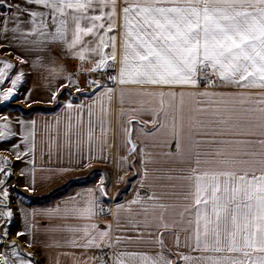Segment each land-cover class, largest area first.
<instances>
[{"label": "snow or ice", "instance_id": "1", "mask_svg": "<svg viewBox=\"0 0 264 264\" xmlns=\"http://www.w3.org/2000/svg\"><path fill=\"white\" fill-rule=\"evenodd\" d=\"M119 4L124 6L118 11ZM117 19L120 21L119 35ZM89 36L92 37L91 41L84 39ZM56 42L66 50L76 52L81 62L98 57L91 72L115 70L118 63V73L108 75L107 79L113 85L120 86V96L125 95V86H136L135 95L152 98L158 103V107L147 109L148 114L155 117L157 113H163L154 132L144 134L151 136L163 131L175 143L176 151L170 155L177 156L182 163L194 160L196 165L191 169V176L167 177L169 180L180 178L192 182L191 190L185 195V199L191 198L192 204L185 205L176 213L179 221L166 219L167 206L155 203L160 197L152 192L138 193L137 198L128 202L127 206L117 205L113 212L117 223L119 212L132 213L135 205L138 206L135 215L145 218L134 224L137 238H143L144 234L139 231L142 227H164L177 231L179 242V232L189 231L182 225L193 223L189 217L194 212V235L186 239L185 247L189 253L204 251L218 255H184V264H264V0H24L23 5L9 2L7 9L0 2V49L33 46L43 50ZM106 48L110 51L105 52ZM20 62L27 63L23 58H20ZM0 64L3 65L0 67V91L6 83H11L7 92L0 94V107H3L10 101L14 102L23 75L13 76L14 66L6 61H0ZM56 71L53 69V72ZM66 79L69 83L63 87L74 86L71 77ZM89 87L93 89L90 99L97 96L98 89L101 90V112L106 117L116 88L95 82L90 83ZM217 88L236 91L229 94L215 91ZM76 91H80L79 87H76ZM58 94L59 90L52 93L53 101ZM95 103L93 99L88 110L89 129L95 126L92 120V106ZM143 103L141 101V112L145 111ZM73 107L72 103L65 105L69 120L66 135L71 131ZM75 108L78 112L83 111V105H75ZM186 108L205 117L198 121V128H193L190 123L187 133L184 129ZM170 112L172 126L169 128ZM152 122L155 123V120ZM32 124L34 126L35 122ZM211 125H222L229 132L253 137L257 135L253 129H258L261 138L191 139L193 134H220ZM99 126L102 132L107 131L104 120ZM132 127L130 125L128 129L129 144ZM186 134L189 137L187 146L184 141ZM29 135L34 137V128ZM15 136L8 123L0 125V144L9 143ZM22 140L27 143L28 136ZM91 140L89 136L90 145ZM204 145L237 147L235 151H221L219 148L209 152L197 150ZM12 147L18 149L19 144ZM136 151V145H131L129 155ZM139 151L142 167L153 162L143 148ZM23 155H28V152ZM208 156L217 159L210 161L206 159ZM16 158H21L19 152ZM123 163H127V158ZM202 163L216 164L217 167L202 169ZM0 164L4 165L0 167L2 205L9 197L6 185L12 173L6 160L0 161ZM147 178L145 168L140 180L141 188L145 186ZM99 192L101 195L106 192L103 180ZM87 195L88 198L82 201L70 197L63 207L57 205L41 215L50 221L95 219L104 213V209L99 207L94 193ZM157 209H160L158 216ZM4 216L7 217V225L12 218L11 210L5 211L0 218ZM150 216L154 221L151 224L148 223ZM58 228L54 224L49 226L51 231ZM62 230L82 234L78 238L73 236L69 241L71 247L101 253L94 264H108V260L113 258L103 255L105 249L123 243L120 237L112 241L110 230L99 229L96 225L64 226ZM9 231L6 227L0 242L5 241ZM23 235V232L17 233L18 237ZM80 240L84 242L80 243ZM159 243L162 246V240ZM2 247L4 243H0ZM9 250L11 255L8 254ZM224 252L229 255H219ZM134 255L139 254L120 252L113 264H125L123 257ZM141 259L143 264H170V257L163 255L155 259L142 255ZM0 264L35 262L23 256L16 245H8L5 251H0Z\"/></svg>", "mask_w": 264, "mask_h": 264}, {"label": "crops", "instance_id": "2", "mask_svg": "<svg viewBox=\"0 0 264 264\" xmlns=\"http://www.w3.org/2000/svg\"><path fill=\"white\" fill-rule=\"evenodd\" d=\"M5 4L9 2L24 4V0H0ZM25 7H35L24 5ZM124 5H118V11ZM106 23V21H105ZM119 19H117V35H119ZM102 34V33H101ZM107 38V37H106ZM85 40H92V37H85ZM109 52L110 49H104ZM119 51V43H118ZM11 53V54H9ZM23 58L27 63H21ZM98 57L93 56L90 61L81 62L77 58V53L66 50L59 42L50 43L43 50L29 46L28 48L11 47L0 49V61H6L14 66L12 75H23V82L18 85L16 98L0 107V125L8 123L11 131L16 136L9 143L0 144V161H7L8 168H14V176L7 181L9 197L5 200L10 205H0V215L11 210V221L1 226L3 219L0 218V236L4 235L7 227L10 229L7 237L16 239L14 245L25 257H30L36 261L34 256L24 252L18 246L34 249L41 264H94V260L101 253L98 251L77 249L70 246L69 241L75 235L77 238L81 233H71L62 230L64 226L80 227L83 225H96L99 229H109L111 240L115 241L120 237L123 243L115 248L105 249L103 255L113 259L108 260V264H113L114 258L120 253H135L139 255L124 256L125 264H143L141 256L151 258L170 257V264H184L182 256H215L216 253H205L204 251L189 253L185 247L188 237L194 235L195 214L189 217L193 220L191 225L185 223L182 227L189 231L179 232V242H177V231L165 229L164 227L140 228L143 238L136 236L137 229L134 224L144 221V217L135 215L134 211L127 213L120 211L118 214L119 223L113 216L117 205L127 206L128 202L137 198L138 193L155 192L160 199L155 203L167 206L166 219L179 221L180 217L176 213L185 205H191V198L185 199V195L191 190L192 182L186 179H167L172 177L191 176V169L196 167L194 160L191 163L180 162V159L170 153H175V143L170 137L164 135L163 131L156 135H145L152 133L160 123L162 112L155 117L148 114L149 107H158V103L152 98L135 95L136 86H125L123 97L120 96V86L107 85L116 88L111 103L108 106V115L105 117L101 112L100 91L97 96L91 97L93 89L89 87L92 82L102 83L103 79L99 72H91L95 67ZM119 59V57H118ZM111 63V61H109ZM3 65L0 64V67ZM119 64L116 69H106L112 75L118 73ZM53 69L57 70L53 72ZM71 77L74 86L63 87L68 84ZM11 87L8 82L3 86L0 94L7 92ZM79 87L80 91H76ZM59 90L56 100L53 101L52 93ZM203 90V89H201ZM179 92V89H176ZM217 92L234 93L232 88H217ZM93 99L96 100L92 106V120L95 126L89 129V106ZM107 99L106 97L104 98ZM143 101L145 111H139ZM179 97L176 98L178 103ZM72 103L71 110V131L69 135L68 111L65 105ZM75 105H83V111L78 112ZM190 107V105H189ZM123 113V116H122ZM7 117V120H5ZM205 119L204 116L188 111L186 108L184 129L187 133L189 125L198 128V121ZM82 120V123H81ZM105 121L106 132H102L100 122ZM155 120V123L152 121ZM35 122L34 126L32 122ZM57 121L59 122L57 126ZM167 127L172 126V113H169ZM132 125L131 142L136 145L137 151L129 155L130 145L127 142L129 136V126ZM220 134L217 135H195L193 140H237V139H260L259 130L253 129L256 136L240 135L238 132H229L222 125H211ZM34 128V137L29 135ZM143 131H140V130ZM28 136L27 143L22 138ZM91 136V145L89 144ZM189 137H184L185 145ZM106 141V142H105ZM19 144L18 149L12 145ZM34 145V146H33ZM195 147V146H194ZM235 145H204L197 150L209 152L219 148L221 151H235ZM143 148L145 153L152 159L142 167L139 149ZM21 154V158H16V153ZM28 152V155H23ZM88 157H96L88 159ZM124 158L127 163L124 164ZM257 159L259 157H256ZM206 159L212 161L217 159L208 156ZM222 159V157L220 158ZM133 161L135 163L133 164ZM122 165V166H121ZM0 164V167H3ZM202 169H213L216 164H201ZM145 168L148 178L145 186L140 187V180L143 178ZM129 169H131L129 171ZM67 170V171H65ZM182 170V171H181ZM23 172V175L21 173ZM106 185V192L101 195L99 188ZM3 186H0L2 189ZM92 192L100 203L110 206L109 215L99 214L92 220L80 219H58L50 221L41 215L46 210L55 208L57 205L63 207L70 197H77L81 201L88 198V193ZM77 194H81L77 196ZM2 195V190H0ZM151 204L152 202H146ZM160 209L156 210L157 216ZM153 218L148 217V223H153ZM57 225L55 231L49 230L50 225ZM23 232L25 235L18 237L17 233ZM154 233L149 236L148 233ZM130 238V239H129ZM162 240V246L159 241ZM80 240V243H83ZM1 243V242H0ZM31 245V247H29ZM1 251V248H0ZM11 255V251H8ZM227 256L229 253L224 252Z\"/></svg>", "mask_w": 264, "mask_h": 264}, {"label": "built area", "instance_id": "3", "mask_svg": "<svg viewBox=\"0 0 264 264\" xmlns=\"http://www.w3.org/2000/svg\"><path fill=\"white\" fill-rule=\"evenodd\" d=\"M98 75H101L102 76V79H103V84L105 85H113L111 81H109L107 79V76L108 75H112L110 71H102V72H99L97 73ZM8 170L12 173L11 177L14 176V168L12 166H10L8 168ZM4 205H10V202L9 201H6L4 202ZM99 207H102L104 209V215H109L111 211V208L108 204L106 203H100L99 204ZM5 219L2 220L1 222V226H3L5 224ZM15 242H17L16 239H13V238H9V237H6L5 238V241L4 242H1V243H4V247L1 248V251H5L7 249V246L8 245H14ZM18 246L21 248L22 251H24L25 253L28 252L29 254H31L32 256H34V259L36 261V264H41L40 261H39V257L36 256V252L34 249H31V248H25L24 246L22 247L20 244H18Z\"/></svg>", "mask_w": 264, "mask_h": 264}, {"label": "water", "instance_id": "4", "mask_svg": "<svg viewBox=\"0 0 264 264\" xmlns=\"http://www.w3.org/2000/svg\"><path fill=\"white\" fill-rule=\"evenodd\" d=\"M102 71H103V70H102ZM100 72H101V71H100ZM129 145H130V147H131V145H133L132 142H131V144H129Z\"/></svg>", "mask_w": 264, "mask_h": 264}]
</instances>
